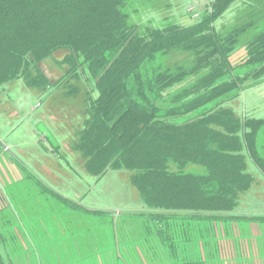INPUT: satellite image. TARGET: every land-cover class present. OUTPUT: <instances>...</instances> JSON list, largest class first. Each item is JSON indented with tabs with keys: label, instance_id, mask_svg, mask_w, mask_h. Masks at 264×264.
<instances>
[{
	"label": "trees",
	"instance_id": "obj_1",
	"mask_svg": "<svg viewBox=\"0 0 264 264\" xmlns=\"http://www.w3.org/2000/svg\"><path fill=\"white\" fill-rule=\"evenodd\" d=\"M135 1L0 0V86L20 80L41 94L58 90L73 100L85 79L91 89L70 149L96 181L126 172L141 202L139 213L121 214L117 225L111 213L87 209L82 198L68 200L36 182L34 200L52 213L29 208L35 246L27 251L0 204V264L156 254L162 248L166 257L156 254L150 264L213 263L216 255L208 248L215 225L264 222L238 212L255 184L248 162L264 175L258 145L264 119L225 106L264 81V27L249 35L259 23L241 18L217 28L237 0H205L199 14H184L189 23L163 15V25L153 26L156 12L144 23L132 22L127 7ZM186 7L179 5L180 11ZM50 59L62 73L58 78L44 69ZM45 217H52L56 235L41 230L35 236ZM84 217L101 224L83 225ZM60 237L64 245L46 253L43 242ZM134 242L138 250L130 249Z\"/></svg>",
	"mask_w": 264,
	"mask_h": 264
},
{
	"label": "rangeland",
	"instance_id": "obj_2",
	"mask_svg": "<svg viewBox=\"0 0 264 264\" xmlns=\"http://www.w3.org/2000/svg\"><path fill=\"white\" fill-rule=\"evenodd\" d=\"M171 2L172 0H151L150 2L139 0L130 4L127 11L130 13L132 22L142 21V23L145 22V17L156 12L154 14L159 19L151 25L159 27L164 23L163 15L189 23L190 21L185 20L184 14L187 13L189 16L199 14L206 3L205 0H190V4L187 0ZM168 4H172V7ZM179 5L182 10L187 6L185 12L180 11ZM194 18L195 16L191 20ZM241 18L256 20L259 23L248 31L249 35L262 30L264 0H237L232 10L226 12L215 26L217 28L222 25L232 26L235 20ZM44 69L52 78H58L62 74L53 59L44 62ZM79 86L83 92L73 100L63 99L58 90L41 94L27 88L20 80L0 86V204L5 211L4 214L2 213L3 217L11 222L14 221V226L20 230L24 250H30L35 246L30 244L31 236L29 235L32 231L26 223L30 214L29 208L48 210L41 199L34 200L39 192L36 182H42L44 187L66 199L74 200L79 196L82 198V206L90 210L102 209L106 213H111L117 225L118 222H123L121 214L140 211V199L128 184L126 172L111 171L96 181L83 171L81 165H73L70 160L72 157L68 154L69 152H66L69 137L82 116L84 94L91 89L85 79L79 83ZM225 106L231 107L240 115L264 119V81L244 90L235 101L226 103ZM41 131L50 136L53 135L56 142L61 145L60 156L44 152L48 137L41 133V142L38 141L36 133ZM258 137V145L263 146L264 152V128ZM46 147L50 148L49 145ZM39 165L43 167L36 168ZM247 166L248 172L254 177L255 184L252 190L241 198L238 212L248 217L264 216V175L252 163L248 162ZM20 169H25L24 173L27 176ZM51 213L46 211L42 214L50 215ZM93 220L94 223H92ZM41 222L42 228L49 230L50 233L55 232L52 217H45ZM98 223H100L99 218L84 217L82 220V224L89 227L97 226ZM133 227L137 228L135 225ZM113 232L116 233L117 230L113 229L112 234ZM103 239L106 240L107 236L105 235ZM89 242L92 241L89 240ZM131 245L133 247L130 249L140 248L137 242ZM115 247L114 245L113 249ZM46 253H41L44 259H46ZM32 254L35 255V253ZM37 255L40 261V252Z\"/></svg>",
	"mask_w": 264,
	"mask_h": 264
},
{
	"label": "crops",
	"instance_id": "obj_3",
	"mask_svg": "<svg viewBox=\"0 0 264 264\" xmlns=\"http://www.w3.org/2000/svg\"><path fill=\"white\" fill-rule=\"evenodd\" d=\"M41 133H44L43 135H46L48 137V144H46V146H50L49 149L45 146L44 152L47 154L50 153L52 155L58 156L59 151L61 150V145L56 142L53 135L50 136L48 135V133H45L43 131L36 133L38 141H40L41 139ZM73 133L70 135V139L68 141L69 144L65 149L66 152H69L68 154L70 155V157H72V159L70 160L72 161L73 165L79 166L81 165L79 157H77L76 154L73 155L74 153L70 149V141L73 138ZM68 164L69 161L66 165L68 166ZM39 167L43 166H36V168ZM80 199L81 198L78 196L74 200L80 202ZM41 230H44L45 235H48V237L50 236L47 233V230L42 228V226L41 228L39 227V233H34L35 236L40 235ZM214 230L215 231L211 236L212 238L210 237L209 239L214 243L211 248H208V252L211 254L214 253L216 256L213 260V263H210L208 259V263L206 264H264V222L256 221L254 223L241 221L219 223L215 225ZM56 233L54 234L56 235ZM43 244L48 247V250H45L46 252L49 251V248H51V251H53L57 248L60 249L61 246L64 245L61 237L57 238L56 240L50 238L49 240L43 242ZM199 251L200 253L204 254L202 252V246L201 248L200 246L198 247L197 252ZM177 252L179 253V249ZM165 253L166 250L162 248V250L160 252H157L156 254H161L166 257ZM156 254L153 252H144L142 254L129 253L128 255L118 254L114 256H85L84 258H71L70 260L57 258L46 260L45 264H138V262L142 264H150L152 260H155Z\"/></svg>",
	"mask_w": 264,
	"mask_h": 264
}]
</instances>
